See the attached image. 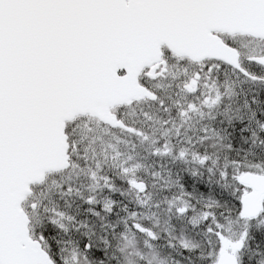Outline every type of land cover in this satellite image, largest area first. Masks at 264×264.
Masks as SVG:
<instances>
[{"label":"snow or ice","instance_id":"6c2138e0","mask_svg":"<svg viewBox=\"0 0 264 264\" xmlns=\"http://www.w3.org/2000/svg\"><path fill=\"white\" fill-rule=\"evenodd\" d=\"M0 264H264V0H0Z\"/></svg>","mask_w":264,"mask_h":264}]
</instances>
